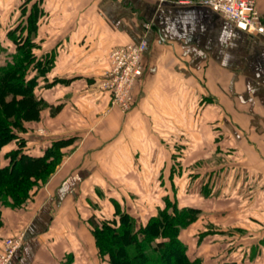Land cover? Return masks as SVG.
I'll use <instances>...</instances> for the list:
<instances>
[{
	"label": "crops",
	"instance_id": "crops-1",
	"mask_svg": "<svg viewBox=\"0 0 264 264\" xmlns=\"http://www.w3.org/2000/svg\"><path fill=\"white\" fill-rule=\"evenodd\" d=\"M32 1L19 12L18 0H0V45H17L11 30L33 26L38 47L54 50L52 69L36 88L42 99L36 124L46 145L24 147L42 155L55 141L66 144L53 172L23 203L9 197L0 207V245L5 237H24L9 264H111L93 234L101 201L92 198L93 169H113L115 177L106 174L102 185L115 192L99 213L113 218L125 205L118 190H139L135 180L124 186L122 170L132 169L135 178L134 169H172L174 159L183 169L189 142L204 141L205 127L221 121L235 136L243 131L250 160L260 164L247 170L244 195L236 193L239 182L223 196L200 192L202 181L190 189L187 181L178 206L198 212L180 237L197 264H264V35L239 28L204 0H35V7ZM257 8L264 20V0ZM142 39L144 73L125 113L100 83L110 51ZM190 127H197L191 140ZM10 144L1 152L16 148ZM139 204L144 223L163 207Z\"/></svg>",
	"mask_w": 264,
	"mask_h": 264
},
{
	"label": "trees",
	"instance_id": "trees-1",
	"mask_svg": "<svg viewBox=\"0 0 264 264\" xmlns=\"http://www.w3.org/2000/svg\"><path fill=\"white\" fill-rule=\"evenodd\" d=\"M33 17L30 15L32 23ZM28 31L23 42L14 36L17 51L0 63V200L10 197L16 205L26 200L35 184L47 180L61 161V147L66 144L55 141L42 155H35L24 147L25 140L20 141L19 147L4 154L8 161L2 163V148L20 138L18 130H27V122L39 118L42 99L36 88L54 64L46 53L34 51L36 44L30 34L35 28ZM197 212L194 207L180 208L176 201L167 200L157 215L138 223L117 206L115 217L98 219L92 227L99 254L111 264H197L180 237L181 229L195 220Z\"/></svg>",
	"mask_w": 264,
	"mask_h": 264
},
{
	"label": "rangeland",
	"instance_id": "rangeland-1",
	"mask_svg": "<svg viewBox=\"0 0 264 264\" xmlns=\"http://www.w3.org/2000/svg\"><path fill=\"white\" fill-rule=\"evenodd\" d=\"M31 1L32 0H18V7H14V8H17L20 12L22 6ZM32 4L35 7L36 1L33 0ZM2 18H5V15H3ZM0 20H2L1 15H0ZM17 20L19 19H16L15 21ZM263 23H264V20H263ZM11 31L15 32V34H13L12 37L17 36L16 38L21 39V41L24 37H27L29 34V31L25 32V31H22L21 29H16V28L12 29ZM34 32H36V30ZM34 32H31L30 34L32 40H33L32 37H33ZM3 36L4 34L0 32V41L3 38ZM119 47L121 46H117L110 51L109 67L100 85H102L103 88L109 90L111 104L118 105L122 110H124L122 106L117 103V96L115 93V88L121 81L120 77L122 75V72H118L117 70H115V68L118 67V65H117V62H115L116 59L114 60L115 57L113 56V52H115V50H117ZM15 50L17 51V45L15 46L13 45L12 47L10 46L5 47V46L0 45V55L2 57V58L0 57L1 58L0 63H3L7 59H9L10 57L8 54H11V53L14 54L16 52ZM45 50H46V47L39 48L37 44H36V48L34 49V51L38 55H42L46 53L47 56L53 59L54 50L53 51L50 50L48 52H45ZM5 56L7 58H5ZM142 58L140 61L141 66H142L141 75L136 77L134 80L130 79L128 82L125 83V85L123 83V87L127 88L128 91H126L125 94L121 93L122 94L121 96L123 97V99H120V100H125L126 102L130 101L129 99L132 100L130 108H128L127 110H124L125 113H127L133 107L135 103L134 87L136 86L139 79L144 73V65L142 62L143 61ZM51 69L49 71H51ZM46 75H43V77H45ZM47 80L48 79L44 78L43 83L47 84ZM108 81H109V85L108 86L104 85V83ZM41 83H42V80H41ZM220 123H221L220 125H218L219 123H215V125H211L210 127H207V126L205 127L206 130H205V140L204 141H201V142L190 141L189 142L188 144L189 146L188 150L190 151L189 152V155H190L189 164H188L189 166H186L183 169H180L181 167L180 163L176 162L174 159L173 161L174 166L172 169H134L136 171L135 178L131 177L132 175L131 171L133 172L132 169L122 170L124 172V183H123L124 186L127 187L129 185H132L133 184L132 181L135 180L134 183L135 185H138L139 190L136 189L135 191L134 190L132 191V190H128L127 188H125L126 190H122L118 188L119 190L118 189L117 190H118L119 195H121L123 191L125 192V195H126L125 200H124L125 205L124 207L120 206V208L122 210H126V209L131 210L133 213L129 212L128 210L126 211L132 214V216H134L135 220L138 223H144L142 222V220L145 221L144 219H145V216H147V214L145 215L137 214L136 213L137 211H135L137 210L136 208L142 209V207L139 206L140 205L139 203H142L143 207L146 206L144 209L149 210V209L154 208V204L156 203H161V205L164 206L167 200H170L172 202L174 201L177 202L178 200L180 201V197L182 194L181 193L182 186H187V184H189L190 189L193 188V190L197 191V189H195L194 186L197 187L198 181L203 182L201 185L202 189H200L201 190L200 192L211 189L212 192L220 193L223 196H227L229 193L234 192L233 190H229L227 188V186L229 187L230 183L236 184V182H239V183H242L241 189L237 190L236 193L243 194L245 192L244 184L246 182L243 179L248 177L247 170L250 169L251 167L253 168L256 167L257 164H260V162L254 163L253 161L250 160L251 158L248 156V138L244 137L243 131L238 129L239 130L237 131L238 136H235L233 132L230 131L231 130L230 127H228L227 125H223L222 121ZM26 126H27V130L25 131L18 130L20 138L19 139L16 138L12 140L10 142L12 144L10 145H14V147L17 148L20 146V141H24V140L27 142L29 141L30 144L32 145H35L36 143H42V142L44 145H46V142H44L43 140L44 136H40L41 134L39 130L37 129L36 120L27 122ZM192 128L197 129V127H190V130H189L190 140L194 138L193 135L196 133V132L193 133ZM207 130L209 131V133ZM242 138H244V140H242ZM1 159H2V163L4 161L5 162L8 161V158L4 157V153L2 152H1ZM93 170L94 172H93V177H92L93 178L92 186H93L94 192H93L92 198H94L95 195L97 194V198L101 199V201L99 200V202L94 207V218L92 222V227H95V225H97L98 219L105 217V215L99 214L102 208H105V206H102L101 202L105 200L104 199L105 197L106 199L107 198L111 199L109 195L115 192L114 190H111L110 188L109 190H107L108 188L102 185L104 182V178L105 176H107L106 174L108 173L110 174L109 178H113L115 176L111 175L113 174L112 173L113 169H108V172H106L105 169H93ZM169 170L171 173V179L169 177L170 176ZM64 171L65 170L63 169L61 174H63ZM139 171L141 173L137 174L139 173ZM137 177H139L140 181L139 179H137ZM187 181L188 183L186 184ZM132 199L133 201H131ZM146 202H151V203L153 202L152 206L149 207L147 205L148 203ZM133 203L135 206H133ZM3 205H4V199L0 200V207ZM161 205L159 204V206ZM5 238H3V240Z\"/></svg>",
	"mask_w": 264,
	"mask_h": 264
},
{
	"label": "built area",
	"instance_id": "built-area-1",
	"mask_svg": "<svg viewBox=\"0 0 264 264\" xmlns=\"http://www.w3.org/2000/svg\"><path fill=\"white\" fill-rule=\"evenodd\" d=\"M213 10L220 12L225 18L233 22L239 28L250 34L264 35V23L260 11L257 8V0H204ZM150 25L146 24L148 28ZM148 50V42L142 39L137 44H127L119 47L113 52L114 60L118 67V72H122L121 81L115 88L117 103L124 110L130 108L132 100L125 101L121 93H126L127 88L123 87L130 79L134 80L141 75L142 66L141 58L145 51ZM108 86L109 81L104 83ZM130 98V97H128ZM24 242L23 234L6 237L0 245V264H9L17 251L22 247Z\"/></svg>",
	"mask_w": 264,
	"mask_h": 264
}]
</instances>
